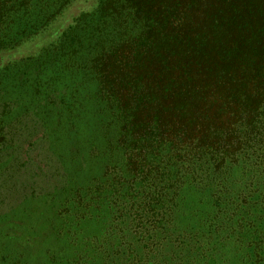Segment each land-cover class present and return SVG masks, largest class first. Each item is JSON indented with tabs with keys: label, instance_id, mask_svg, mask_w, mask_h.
<instances>
[{
	"label": "trees",
	"instance_id": "obj_1",
	"mask_svg": "<svg viewBox=\"0 0 264 264\" xmlns=\"http://www.w3.org/2000/svg\"><path fill=\"white\" fill-rule=\"evenodd\" d=\"M73 1L0 0V52L42 32ZM40 56L59 74H91L121 123L118 141L133 176L109 169L105 185L79 190L59 214L70 225L113 192L116 227L132 216L127 237L143 244L140 256L128 241L121 264L158 256L165 245L160 208L172 209L188 186L220 185L221 195L235 163H264V0H98ZM228 201L211 215L212 224L224 220L213 232L250 233L252 260L264 264V222L235 221L244 204Z\"/></svg>",
	"mask_w": 264,
	"mask_h": 264
},
{
	"label": "rangeland",
	"instance_id": "obj_2",
	"mask_svg": "<svg viewBox=\"0 0 264 264\" xmlns=\"http://www.w3.org/2000/svg\"><path fill=\"white\" fill-rule=\"evenodd\" d=\"M97 4L74 0L42 32L0 52V264H56L52 257L63 264H121L129 260L122 261V253L131 240L142 256L138 236L127 237L133 232L132 216H122L116 227L113 192L94 198L92 209L80 210L70 225L59 215L79 190L105 185L109 169L127 170V178L134 174L119 145L121 123L97 95L93 76L59 74L56 64L46 65L51 63L40 56ZM212 186L190 185L172 209L160 208L165 245L145 264H254L250 233L242 238L230 227L213 232L224 220L212 224L211 215L230 200L244 204L235 221L264 222V163H235L221 195L222 187ZM132 192L124 182L127 199Z\"/></svg>",
	"mask_w": 264,
	"mask_h": 264
}]
</instances>
